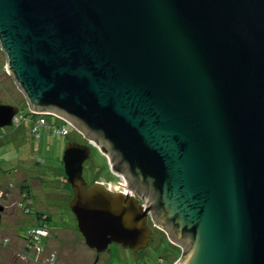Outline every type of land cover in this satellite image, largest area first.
<instances>
[{
  "label": "water",
  "instance_id": "1",
  "mask_svg": "<svg viewBox=\"0 0 264 264\" xmlns=\"http://www.w3.org/2000/svg\"><path fill=\"white\" fill-rule=\"evenodd\" d=\"M0 45L30 113L99 140L152 196L187 243L177 264H264V0H0ZM19 114L0 104V129ZM91 152L63 154L87 246L147 249L152 208L90 186Z\"/></svg>",
  "mask_w": 264,
  "mask_h": 264
},
{
  "label": "rangeland",
  "instance_id": "2",
  "mask_svg": "<svg viewBox=\"0 0 264 264\" xmlns=\"http://www.w3.org/2000/svg\"><path fill=\"white\" fill-rule=\"evenodd\" d=\"M0 103L18 106L22 121L20 127L0 129V203L5 208L0 229V264H177L182 259L184 247L177 248L169 233L161 231L163 228L151 219L153 242L139 253L112 244L98 259L97 252L87 246L71 211L74 194L63 165L67 142L86 141L80 130L69 124V136L43 129L37 138L31 132L28 102L7 71V57L1 45ZM45 119L63 126L54 116ZM91 162V172L84 177L90 182L98 178L108 186L114 185L118 179L112 173L108 156L92 147ZM35 210L52 217L49 232L39 244L32 243L28 231L36 226L34 214L29 213Z\"/></svg>",
  "mask_w": 264,
  "mask_h": 264
},
{
  "label": "built area",
  "instance_id": "3",
  "mask_svg": "<svg viewBox=\"0 0 264 264\" xmlns=\"http://www.w3.org/2000/svg\"><path fill=\"white\" fill-rule=\"evenodd\" d=\"M41 116H49V115H39V119L38 121H36L32 126H31V132L37 137L39 138L41 135H42V131L43 129H50L51 126L48 125L47 123V120L44 118V117H41ZM61 120V122H63V126H62V129L60 131H56L58 132L59 134L63 135V136H69L70 133L68 131V127L66 126L67 124H69L67 121L65 120H62V119H59ZM20 123L21 121L17 118L15 119L14 121V124L17 125L16 127H19L20 126ZM70 125V124H69ZM80 133V132H79ZM87 138V137H86ZM87 142L88 144H90L92 147H96L98 148L101 152H103L106 156H108L109 158V162H110V166H111V170H112V173L115 177H117V181L114 183V186L115 188L119 191V192H122L126 195H132V196H135L136 198H138L140 200V203L145 207V208H151L152 205L149 204L148 202H146V200L144 199L143 196H141L138 192H136L134 189H131L129 188L123 181V177L116 173L113 168H112V163H111V160H110V157L107 153H105L99 146V144L97 143L96 140L94 139H88L87 138ZM0 160H1V156H0ZM153 212L150 211L149 212V217H151L152 221H154L153 219V216H152ZM155 222V221H154ZM48 225L43 223L42 225H36L34 226L33 228H31L29 231H30V235H29V239L32 240V243L33 244H39L40 241H41V238L44 237L45 234H48L49 232V229H48Z\"/></svg>",
  "mask_w": 264,
  "mask_h": 264
},
{
  "label": "flooded vegetation",
  "instance_id": "4",
  "mask_svg": "<svg viewBox=\"0 0 264 264\" xmlns=\"http://www.w3.org/2000/svg\"><path fill=\"white\" fill-rule=\"evenodd\" d=\"M70 124V123H69ZM71 126H73L74 128L76 127V126H74L73 124H70ZM77 128V127H76ZM78 129V128H77ZM82 130H80L79 132H80V134H83V139L86 141V143L84 142V143H82V144H87L88 142H87V138L88 139H95L97 142H99L101 145H102V147H103V149H104V151L106 152V150H105V147L103 146V144L99 141V140H97L96 138H94V137H90V136H87L86 134H85V132H81ZM0 136H2V135H0ZM87 137V138H86ZM92 153V152H91ZM107 153V152H106ZM91 166H92V162H91V159L90 160H88V161H86L85 162V164H84V174L87 172L88 174L91 172L90 171V169H91ZM122 172V171H121ZM123 173H125L124 171H123ZM126 174V173H125ZM127 175V174H126ZM85 178V177H84ZM86 180H87V178H85ZM99 181H101V179H95L93 182H90V181H88L87 180V182L89 183V185L91 186V185H93L94 183H96V182H99ZM131 181V180H130ZM105 183H106V181H105ZM131 183H132V185L138 190V192L142 195V194H146L147 196H149L151 199H152V201H153V206L151 207L152 209H151V211L153 212V218H155V222H157L160 226H161V228H163L162 230L160 229V228H158L159 230H161V231H166V233L167 232H169L168 231V229L166 228V226L165 225H163V224H161V223H159L158 222V220H157V214H156V211H155V206H154V200H153V198H152V196L151 195H149V193H147L146 191H144L143 189H141L140 187H138L134 182H132L131 181ZM106 184H108V183H106ZM29 192V193H28ZM27 193L29 194V196H31L32 195V193L30 192V190L28 191L27 190ZM73 194H74V191H73ZM31 203V202H30ZM32 209V208H31ZM5 212V211H4ZM4 212L2 213V222H3V216H4ZM30 214H34V216H35V218H36V225H42L43 223H47L46 221V217H44L42 214H44V213H40V212H38V211H34V212H32V211H30L29 212ZM150 219H151V217H149V221H150ZM152 220V219H151ZM154 222V221H153ZM2 224V223H1ZM155 225V224H154ZM28 239V238H27ZM175 243V242H174ZM186 242H183V243H175V246L177 247V248H179L180 246H181V248H186ZM183 255H184V253H185V250L184 251H182L181 252ZM100 257V256H99ZM99 257H98V259H99Z\"/></svg>",
  "mask_w": 264,
  "mask_h": 264
},
{
  "label": "trees",
  "instance_id": "5",
  "mask_svg": "<svg viewBox=\"0 0 264 264\" xmlns=\"http://www.w3.org/2000/svg\"><path fill=\"white\" fill-rule=\"evenodd\" d=\"M0 104H2V103H0ZM29 115H31L32 116V125L36 122V121H38V119H39V115H36V114H33V113H30ZM41 117H44L45 118V116H41ZM19 119V118H18ZM59 120V119H58ZM21 121V120H20ZM59 121H61V120H59ZM47 123H48V125H50L51 126V128L48 130V131H51V130H53V131H60L62 128V126H61V124L59 123L57 126H55V125H53V124H50L49 122H48V120H47ZM21 124H22V121H21V123H20V126H21ZM13 126H17V125H15V124H13ZM19 126V127H20ZM55 128V129H54ZM1 162H2V160H1ZM43 216H44V214H42ZM44 217H46V222L47 223H45V224H47L48 226L50 225V223L52 222V217L50 216V215H47V216H44ZM30 229H28V231H29ZM42 239H43V237L41 238V241H40V243L42 242ZM183 255V254H182Z\"/></svg>",
  "mask_w": 264,
  "mask_h": 264
}]
</instances>
